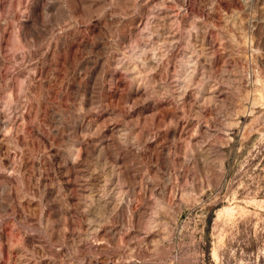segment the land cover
I'll use <instances>...</instances> for the list:
<instances>
[{"label": "rangeland", "instance_id": "obj_1", "mask_svg": "<svg viewBox=\"0 0 264 264\" xmlns=\"http://www.w3.org/2000/svg\"><path fill=\"white\" fill-rule=\"evenodd\" d=\"M0 264H264V0H0Z\"/></svg>", "mask_w": 264, "mask_h": 264}, {"label": "bare ground", "instance_id": "obj_2", "mask_svg": "<svg viewBox=\"0 0 264 264\" xmlns=\"http://www.w3.org/2000/svg\"><path fill=\"white\" fill-rule=\"evenodd\" d=\"M151 61V60H150ZM119 62V61H118ZM150 63H152L153 64V62H150ZM124 64V63H123ZM121 65V64H120ZM129 66V65H128ZM125 67V66H124ZM135 67V66H134ZM126 69H128V68H126ZM135 69V68H134ZM136 70V69H135ZM135 70H133V68L131 69V71L130 72H134ZM96 200L98 201V200H100V197H96ZM115 207V206H114Z\"/></svg>", "mask_w": 264, "mask_h": 264}]
</instances>
